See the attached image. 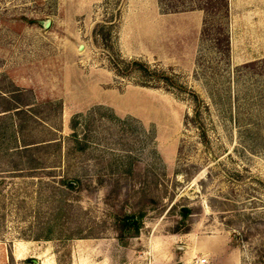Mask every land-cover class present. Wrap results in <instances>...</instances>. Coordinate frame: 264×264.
Wrapping results in <instances>:
<instances>
[{
  "label": "rangeland",
  "instance_id": "374dc122",
  "mask_svg": "<svg viewBox=\"0 0 264 264\" xmlns=\"http://www.w3.org/2000/svg\"><path fill=\"white\" fill-rule=\"evenodd\" d=\"M225 3L0 0V264H264V0Z\"/></svg>",
  "mask_w": 264,
  "mask_h": 264
},
{
  "label": "trees",
  "instance_id": "16d2710c",
  "mask_svg": "<svg viewBox=\"0 0 264 264\" xmlns=\"http://www.w3.org/2000/svg\"><path fill=\"white\" fill-rule=\"evenodd\" d=\"M198 1H201V2H197V4L195 3H190V4L184 3L183 4L184 0H163V2H165L164 8L166 11H182V10H189V9H201L202 11L205 12L206 15H209V14L222 15L223 11L225 12L226 10L225 0H198ZM18 18L21 20L27 21V22L33 21L31 18H28L23 15L18 16ZM215 38L217 39V41L219 40V37L215 36ZM129 64L132 65L131 67L135 65L133 68H138L139 66L140 68L144 69L146 67L145 64H143L137 59L129 60ZM8 98L10 102L8 101L7 105L3 107L0 110V112L11 111L13 114L14 113L16 114L21 111H24L25 109L23 108V106L28 104L26 101L23 100V98H21L17 94H13V97L10 95ZM65 182H66L65 185L71 186L74 183V180L67 179ZM119 220H120L121 231L127 232L129 229L131 230L137 229V226H138L137 218H135V216H133L131 213H127L123 211L120 215Z\"/></svg>",
  "mask_w": 264,
  "mask_h": 264
},
{
  "label": "crops",
  "instance_id": "0c3cea01",
  "mask_svg": "<svg viewBox=\"0 0 264 264\" xmlns=\"http://www.w3.org/2000/svg\"><path fill=\"white\" fill-rule=\"evenodd\" d=\"M223 248H224L225 250L227 249L226 246L223 247ZM204 250H205L206 254H205V253H203V254H205V255L207 256V258H205V261H207V264H209V263H208V257H209L208 255H209V254L211 255V252L213 251V250H212V247H206ZM226 251H227V252H226ZM226 251H225V253H226L227 255H231V254H232V252L230 251V247H229ZM226 254H225V255H226ZM233 261H235L234 258H233ZM231 262H232V261H231ZM231 262H225V263H223V264H232Z\"/></svg>",
  "mask_w": 264,
  "mask_h": 264
},
{
  "label": "water",
  "instance_id": "95a60500",
  "mask_svg": "<svg viewBox=\"0 0 264 264\" xmlns=\"http://www.w3.org/2000/svg\"><path fill=\"white\" fill-rule=\"evenodd\" d=\"M48 24H49V19H45V20L42 21V26L43 27H46ZM80 47H81V44L79 43L78 44V48H80Z\"/></svg>",
  "mask_w": 264,
  "mask_h": 264
},
{
  "label": "built area",
  "instance_id": "2783aa9c",
  "mask_svg": "<svg viewBox=\"0 0 264 264\" xmlns=\"http://www.w3.org/2000/svg\"><path fill=\"white\" fill-rule=\"evenodd\" d=\"M198 262H204L205 261V258L203 257H200V258H197Z\"/></svg>",
  "mask_w": 264,
  "mask_h": 264
}]
</instances>
